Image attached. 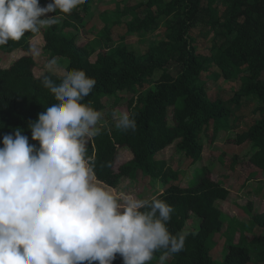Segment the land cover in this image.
Returning a JSON list of instances; mask_svg holds the SVG:
<instances>
[{
  "label": "trees",
  "instance_id": "1",
  "mask_svg": "<svg viewBox=\"0 0 264 264\" xmlns=\"http://www.w3.org/2000/svg\"><path fill=\"white\" fill-rule=\"evenodd\" d=\"M45 1L39 0L40 5ZM92 1L87 0L71 14L50 13L49 16L56 15L57 23L39 33L42 51L49 58L65 59L64 70L82 69L96 80L83 102H90L98 110L104 99L112 97L118 102L128 95L126 105L136 120V130L104 126L100 135L86 145L87 156L94 162V181L109 188H116L121 178H148L158 183L161 192L154 191L153 196L174 208L167 224L169 231L187 233L183 250L171 254L166 264H247L250 257L241 238L235 244H229L231 239L227 238V252L220 262L209 254L211 236L224 230V215L216 202L225 201L228 190L221 182L211 180L209 171L182 187L179 183L183 172L173 170L155 156L175 142L176 152L193 164L202 154L199 134L210 131L212 143L220 131L230 128L231 113L225 101L211 98L201 79L208 74L214 81L236 84L229 98L235 108L244 100L256 104L252 110L255 119L234 136L232 143H248L252 149L248 161L264 175V0H138L121 12L123 17H129L123 24L125 37L150 34L160 25L164 30V38L141 55L123 41L110 46L112 38L103 29L97 34L103 42L98 51L89 44H76L80 29L90 18L87 10ZM202 28L211 34L207 43L215 51L210 55L197 52L201 38L190 33ZM14 50L28 52V37L0 45L1 54ZM93 55L94 60L90 61ZM33 68L31 56H21L7 68L0 67V147L3 136L14 134L17 129L29 137L30 144L39 146L38 141L31 139L28 124L55 100L41 83L47 73L35 77ZM52 78L59 83L57 76ZM237 124L238 121L235 127ZM118 148L127 149L131 158L114 167ZM235 162L234 157L229 160L230 170ZM251 208L247 203V213ZM191 215L198 219L197 228L184 231ZM249 224V228L262 231L254 241L258 247L256 259L264 264V212L252 214ZM160 255L161 251L154 253L149 264H157ZM117 257L116 261L121 258L119 263L123 264L122 257Z\"/></svg>",
  "mask_w": 264,
  "mask_h": 264
},
{
  "label": "clouds",
  "instance_id": "2",
  "mask_svg": "<svg viewBox=\"0 0 264 264\" xmlns=\"http://www.w3.org/2000/svg\"><path fill=\"white\" fill-rule=\"evenodd\" d=\"M86 2L0 0V45L56 24L48 13L71 14ZM44 70L41 83L55 103L28 124L39 146L17 129L0 147V264H112L117 254L123 264H149L157 251V264H166L187 236L167 227L174 208L93 179L86 145L101 133L102 112L83 101L96 80L82 69L62 71L54 57ZM111 120L118 130H136L128 111L113 109Z\"/></svg>",
  "mask_w": 264,
  "mask_h": 264
},
{
  "label": "rangeland",
  "instance_id": "3",
  "mask_svg": "<svg viewBox=\"0 0 264 264\" xmlns=\"http://www.w3.org/2000/svg\"><path fill=\"white\" fill-rule=\"evenodd\" d=\"M48 2L49 0L45 1L41 6H45ZM136 3H138V0L92 1L87 10L90 18L85 27L80 29L76 44L78 46L89 44L94 47L95 52L98 51L99 45L103 42L97 34L103 29L108 31L110 38H112L113 43L110 46L123 41L136 55L144 54L150 45L164 38V30L160 25L150 34H138L125 37L123 24L129 17H123L121 12L123 8L133 6ZM47 15L49 16L50 13ZM190 33L194 37L201 38L197 43L198 45H196L198 53L202 55L214 53L215 49L210 50L207 43L209 41L208 39L211 38V34L207 33L205 28L193 29ZM30 35L31 32L25 34L28 37L30 45L28 52L14 50L9 54L0 53L1 68H7L21 56H31L34 61V68L32 69L33 76L39 77L45 72L44 64L51 58L42 51L43 41L40 33L37 32L34 36ZM33 49L40 52L38 57L34 56ZM94 56H91L90 61L94 60ZM55 58L60 69L63 71L67 61L65 59ZM213 71H217L216 68ZM201 79L206 83L207 92L211 98H219L225 101L224 104L231 113L230 128L220 131L212 143H209L210 131L199 134L197 141L202 146V154L200 160L193 164L189 159L183 157L182 154L176 152L175 142L158 152L155 159H162L173 170L183 172L179 183L182 187L188 183L195 182L202 176L204 171H209L208 176L211 180L221 182V185L228 190L227 199L216 202V206H218L224 215V230L222 229L223 233L211 236V249L209 254L216 262H220L227 252V238L231 239L228 241L229 244H235L241 238V243L248 249L250 257L247 264H260L256 259L258 247L254 240L262 231L256 227L249 228V218L254 213L264 212V175L248 161L252 153L250 145L248 143L241 145L232 143L234 136L246 130L255 119L256 116L252 113V110L256 104L252 101L244 100L235 108L229 101L232 91L236 86L234 82H226L222 79L214 81L208 74L203 75ZM127 98L128 95L125 94L118 102L112 97L104 99L102 107L98 109L102 112V119L98 126L115 128L114 122L111 120V112L113 109L128 111L126 105ZM170 114L171 109L169 108L168 120L170 119ZM236 121H238V124L235 127ZM233 157L236 162L233 169L230 170L228 168V162ZM130 158L131 155L127 149L118 148L114 167L128 161ZM95 182L109 191L131 193L140 199L151 198L154 191L161 192L158 183L150 182L148 178H138L133 181L127 178H121L116 188H109L97 181ZM249 202L252 206L250 214L245 209L246 204ZM197 225L198 219L191 215L185 223L184 231H193L197 228ZM117 258L116 256L112 264H120L121 258H119V261H116Z\"/></svg>",
  "mask_w": 264,
  "mask_h": 264
}]
</instances>
